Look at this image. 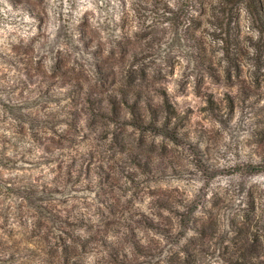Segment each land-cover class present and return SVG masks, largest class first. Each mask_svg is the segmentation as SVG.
Masks as SVG:
<instances>
[{"label": "rangeland", "instance_id": "rangeland-1", "mask_svg": "<svg viewBox=\"0 0 264 264\" xmlns=\"http://www.w3.org/2000/svg\"><path fill=\"white\" fill-rule=\"evenodd\" d=\"M0 264H264L252 0H0Z\"/></svg>", "mask_w": 264, "mask_h": 264}, {"label": "trees", "instance_id": "trees-1", "mask_svg": "<svg viewBox=\"0 0 264 264\" xmlns=\"http://www.w3.org/2000/svg\"><path fill=\"white\" fill-rule=\"evenodd\" d=\"M253 6L256 8L258 14L264 18V5L261 0H252Z\"/></svg>", "mask_w": 264, "mask_h": 264}]
</instances>
